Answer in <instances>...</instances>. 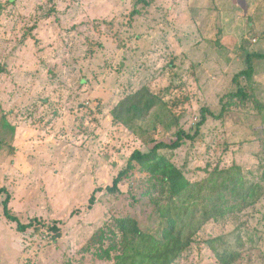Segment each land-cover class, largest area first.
Returning a JSON list of instances; mask_svg holds the SVG:
<instances>
[{"label":"rangeland","instance_id":"rangeland-1","mask_svg":"<svg viewBox=\"0 0 264 264\" xmlns=\"http://www.w3.org/2000/svg\"><path fill=\"white\" fill-rule=\"evenodd\" d=\"M263 34L264 0H0V264H117L122 250L101 257L92 238L118 217L157 234L173 206L163 183L137 165L107 188L203 109L194 140L160 151L191 182L239 166L259 196L201 225L175 264H221L227 248L264 264V57L234 80ZM137 93L162 99L143 119L120 105Z\"/></svg>","mask_w":264,"mask_h":264},{"label":"trees","instance_id":"trees-1","mask_svg":"<svg viewBox=\"0 0 264 264\" xmlns=\"http://www.w3.org/2000/svg\"><path fill=\"white\" fill-rule=\"evenodd\" d=\"M263 57V53L249 54L246 59L247 69L237 73L234 80L239 82L242 77L251 80L255 71L254 58ZM231 95L240 97L242 100L250 96L245 87L241 85ZM161 101L162 99L155 94L147 97L137 93L135 96L127 97L120 105L121 108L125 106L130 109L135 119H143ZM226 107V105L223 107L222 113L225 109L227 110ZM206 111L208 109H203V116L195 124L194 132L180 128L175 139L170 142H157L149 152L135 151L128 161V166L115 179L114 186L107 188L111 193H116L118 183L128 177L137 165L146 169L151 177L163 183L173 203L172 211L165 214L166 222L163 228L157 234L152 235L142 230L136 218L118 217L111 226L101 228L92 238L93 244L99 245L96 249L99 256L106 255L111 258L112 250L121 249L122 253L115 255L119 258L117 264H175L183 252L192 245L201 225L213 218L242 210L256 202L259 189L255 182L247 183L239 166L234 165L230 168L217 166L209 172L204 182H191L184 171L160 151L161 149L174 150L181 147L186 140H194L199 134V128L206 121ZM0 190L4 191L3 188ZM193 197L196 199L191 201ZM9 201L8 194L4 202L5 216L17 222L19 231H26L33 225V221L22 223L18 217L13 216L8 208ZM185 202L189 203L185 204ZM197 212L200 213L201 220H198ZM50 229L60 232V228L56 225L50 226ZM107 240L110 243L106 247ZM217 256L221 264H235L240 254L227 248L218 252Z\"/></svg>","mask_w":264,"mask_h":264}]
</instances>
